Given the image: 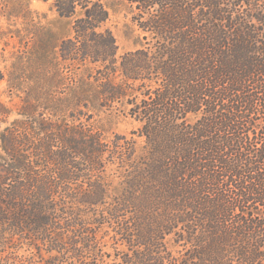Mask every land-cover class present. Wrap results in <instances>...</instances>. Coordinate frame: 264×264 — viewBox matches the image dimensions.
Here are the masks:
<instances>
[{"label": "trees", "instance_id": "trees-1", "mask_svg": "<svg viewBox=\"0 0 264 264\" xmlns=\"http://www.w3.org/2000/svg\"><path fill=\"white\" fill-rule=\"evenodd\" d=\"M42 1L73 20L60 62L94 72L22 109L0 93V123L20 117L0 134V264H264V7L119 0L142 38L118 54L104 0ZM84 110L138 122L143 146Z\"/></svg>", "mask_w": 264, "mask_h": 264}, {"label": "rangeland", "instance_id": "rangeland-1", "mask_svg": "<svg viewBox=\"0 0 264 264\" xmlns=\"http://www.w3.org/2000/svg\"><path fill=\"white\" fill-rule=\"evenodd\" d=\"M250 2L251 8L264 7V0ZM104 3L108 11L104 28L113 35L118 54L138 48L142 35L132 22L130 8L119 0H104ZM72 24L71 18L58 16L51 1L0 0V74L4 78L0 82V93L8 106L14 110L25 108L27 107L25 101L32 100L37 97L36 95L40 97L42 103L43 97H46L43 96L45 91L53 100L69 96L72 91L77 93L81 91V81L86 80L94 71H87L85 67H73L69 71L70 68L58 58L60 42L73 36ZM72 75L78 81L74 88L70 82ZM47 105L54 111L59 112L58 109H61L68 115L64 101L60 105H55V102ZM84 112L92 113L94 120L103 124L110 137L111 133H115L130 138L133 136L131 133L140 127L138 122L120 114L112 115L106 122L105 115L101 113L96 114L92 110ZM16 118L20 117L13 113L7 123H0V134ZM85 118L83 116L82 121ZM67 120L71 125L78 124L76 120L71 121L70 118ZM35 128L36 131H40L38 125ZM53 131L64 132V126L58 124V128ZM133 137L139 151L143 146V140Z\"/></svg>", "mask_w": 264, "mask_h": 264}]
</instances>
